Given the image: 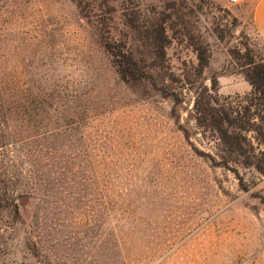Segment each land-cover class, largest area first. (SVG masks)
I'll return each mask as SVG.
<instances>
[{
  "label": "rangeland",
  "instance_id": "1",
  "mask_svg": "<svg viewBox=\"0 0 264 264\" xmlns=\"http://www.w3.org/2000/svg\"><path fill=\"white\" fill-rule=\"evenodd\" d=\"M110 1L112 34L147 63L137 38L164 21L152 73L168 96L125 84L73 1L0 0V198L19 205L0 209V264H264V173L229 160L193 112L211 74L237 85H219L233 109L247 104L239 65L264 60V43L234 16L241 1ZM192 41L207 50L201 78Z\"/></svg>",
  "mask_w": 264,
  "mask_h": 264
},
{
  "label": "trees",
  "instance_id": "2",
  "mask_svg": "<svg viewBox=\"0 0 264 264\" xmlns=\"http://www.w3.org/2000/svg\"><path fill=\"white\" fill-rule=\"evenodd\" d=\"M71 1L76 4L82 19L88 25L93 22L96 26L99 44L125 84L135 85L148 82L161 94L168 96L167 87L158 86L157 79L152 73V70L159 67V62L163 61L166 56L165 48L169 43V38L166 35L164 21L152 23L151 31L148 34L139 35L140 39L137 38L150 49L149 58L152 60L147 63L146 55L134 52L130 48L132 40L130 41L127 33L116 37L112 34V30L116 28L113 15L115 7L110 0H98V11H94L92 6L88 7L83 0ZM125 24L128 30L138 32L134 17H128ZM192 42L197 56L194 74L201 78L204 69L208 66L207 50L197 42ZM239 66L243 79L251 86L250 92L244 96L247 104L242 106V111L233 109L226 102L229 97L218 93V76L211 74L208 78L209 85L203 81L193 90L194 120L198 128L210 131L217 136L222 145V151L229 160H234L244 166H252L264 173V60L246 55V59ZM187 82L190 83L188 80ZM175 100L178 101V98L176 97ZM178 117L179 115L175 113V120H179ZM179 127L185 139L189 140L188 131L182 125ZM250 132L254 133L257 144L259 147L263 146V149L256 148L251 139L247 137ZM200 154L205 153L200 151ZM206 156L218 165L227 166L228 164L226 157L221 156L224 160L216 161L212 155ZM0 209L13 210L17 216L19 205L15 201V196L3 195L0 198Z\"/></svg>",
  "mask_w": 264,
  "mask_h": 264
},
{
  "label": "crops",
  "instance_id": "3",
  "mask_svg": "<svg viewBox=\"0 0 264 264\" xmlns=\"http://www.w3.org/2000/svg\"><path fill=\"white\" fill-rule=\"evenodd\" d=\"M233 14L239 21L246 23L255 38L264 43V0H241V3L233 9ZM229 78H218L220 91L225 94L237 91V85L231 86V89H224L225 83H229ZM243 91L250 92V84L243 79Z\"/></svg>",
  "mask_w": 264,
  "mask_h": 264
},
{
  "label": "built area",
  "instance_id": "4",
  "mask_svg": "<svg viewBox=\"0 0 264 264\" xmlns=\"http://www.w3.org/2000/svg\"><path fill=\"white\" fill-rule=\"evenodd\" d=\"M228 5H237L241 0H225Z\"/></svg>",
  "mask_w": 264,
  "mask_h": 264
}]
</instances>
